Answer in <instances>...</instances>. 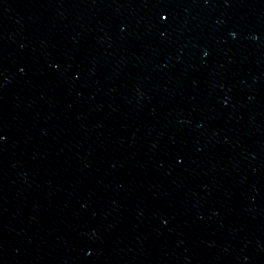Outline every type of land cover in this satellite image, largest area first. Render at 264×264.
Instances as JSON below:
<instances>
[{"label":"water","instance_id":"1","mask_svg":"<svg viewBox=\"0 0 264 264\" xmlns=\"http://www.w3.org/2000/svg\"><path fill=\"white\" fill-rule=\"evenodd\" d=\"M0 264H264V0H0Z\"/></svg>","mask_w":264,"mask_h":264}]
</instances>
